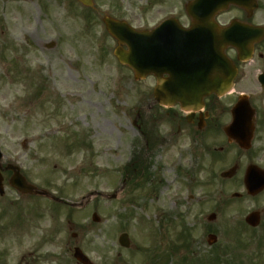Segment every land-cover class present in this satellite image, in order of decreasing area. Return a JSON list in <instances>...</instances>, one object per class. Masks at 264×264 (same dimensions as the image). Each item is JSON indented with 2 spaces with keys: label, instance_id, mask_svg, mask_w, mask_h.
Here are the masks:
<instances>
[{
  "label": "rangeland",
  "instance_id": "374dc122",
  "mask_svg": "<svg viewBox=\"0 0 264 264\" xmlns=\"http://www.w3.org/2000/svg\"><path fill=\"white\" fill-rule=\"evenodd\" d=\"M188 1L94 0L89 12L76 0H0V147L5 160L8 156L17 160L39 188L86 208L72 210L69 216L67 207L56 210L43 200L37 204L28 199L23 210L3 206L0 264H42L39 260L45 253H58L52 259L61 263L66 243L69 248L80 246L94 264H150L149 255L157 250L169 251L166 264H186L185 257L190 258L188 264H202L200 259L209 264L216 253L224 264H264V230L241 224L252 208L251 200H233L222 210L223 220L232 224L224 223L222 229L220 225L219 240L213 247L217 251L197 243L205 241L202 235L187 236L196 241L194 250H172L183 244L184 236V224L176 217L183 201L180 197L185 194L179 174L184 163L176 140L147 155L152 175H156L151 183L127 195L120 192L119 200L100 195L112 194L122 186L116 167L129 162L133 141L139 138L132 129V117L144 100L143 112L152 101L148 96L152 79L135 81L132 71L118 63L113 55L116 42L106 32L102 18L107 14L125 19L137 29H148L170 16L186 19ZM87 12L93 17L92 26ZM85 132L94 134L91 148L68 150L67 144L76 139L74 134ZM158 176L166 178L165 185L170 187H160L161 192L153 194ZM231 189L220 183L217 201L222 202ZM87 194L91 195L88 207ZM132 196L136 202H126ZM205 204V200L200 203ZM34 208L43 213L38 220ZM163 210L168 219L161 215ZM94 212L99 223L92 221ZM127 213L130 218H120ZM8 215L10 220L17 216L11 228L33 216L20 225L31 226L29 231L23 235L14 231L12 239L5 240ZM51 224L58 232V244L52 249L41 244L43 227ZM72 232L78 234L76 239ZM123 232L132 242L128 250L118 244ZM220 248L228 250L220 252Z\"/></svg>",
  "mask_w": 264,
  "mask_h": 264
},
{
  "label": "flooded vegetation",
  "instance_id": "af4514ba",
  "mask_svg": "<svg viewBox=\"0 0 264 264\" xmlns=\"http://www.w3.org/2000/svg\"><path fill=\"white\" fill-rule=\"evenodd\" d=\"M213 22L216 32L229 28L236 39L225 50L232 72L235 71L230 91L223 95L213 93L196 109L188 106L189 110L180 104L162 107L153 100L144 112L143 107H138L131 120L132 129L140 138L133 141L139 150L144 144L148 154H152L175 140L180 143V161L184 165L179 174L185 194L180 197L183 202L179 216L192 231L205 236L219 233L221 217L217 214L229 202V195H225L221 206L217 201L220 183L230 185V195L236 193L235 189L246 188L248 178H261L264 184V0L254 3L247 0L217 10ZM180 23L183 27L193 25L190 19ZM150 78L153 90L157 80ZM5 167L6 163L0 162L3 197L16 193L17 199H25L11 186L13 172ZM151 167L152 163L143 159L140 151L133 155V163L117 166L122 177L129 183L137 182V186L151 183L152 177H156L150 175ZM166 182V178L158 176L156 194L161 192L160 187L169 189ZM245 198L262 201L260 225L264 226V190L255 197ZM204 200L206 205L198 206ZM165 214L161 212L162 216ZM53 241L51 234L44 243Z\"/></svg>",
  "mask_w": 264,
  "mask_h": 264
},
{
  "label": "water",
  "instance_id": "95a60500",
  "mask_svg": "<svg viewBox=\"0 0 264 264\" xmlns=\"http://www.w3.org/2000/svg\"><path fill=\"white\" fill-rule=\"evenodd\" d=\"M86 6L93 5L92 0H78ZM231 2L239 0H193L187 4V13L196 21L193 28L201 29L196 34L188 30L184 31L174 19H169L152 32H138L132 29L125 21H118L105 17L107 29L117 39L118 47L115 56L120 63L131 67L135 73V79H143L149 74L158 78V86L155 90L156 99L160 103L180 102L201 103L203 98L212 92H222L228 87V82L216 85L213 75L222 74L227 65L223 54L224 48L230 44L224 34L216 39L212 17L217 7H227ZM172 21L174 24H171ZM177 28L180 33L171 34L169 30ZM123 46H126L125 49ZM199 70L192 71V68ZM168 73L169 78L163 75ZM172 87L171 90H166ZM1 156V153H0ZM13 185L25 192H33L34 187L26 183L25 179L17 174ZM259 183L256 182V185ZM250 193L260 190V187L251 185ZM37 193H41L36 191ZM247 222L253 226L258 224V214H251ZM119 242L123 246L129 245V239L123 234ZM75 257L84 264H90L89 260L76 249Z\"/></svg>",
  "mask_w": 264,
  "mask_h": 264
}]
</instances>
